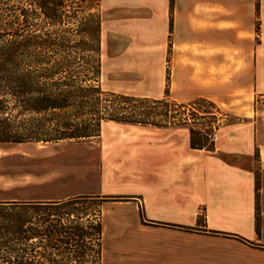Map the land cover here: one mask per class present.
<instances>
[{
    "label": "crops",
    "instance_id": "1",
    "mask_svg": "<svg viewBox=\"0 0 264 264\" xmlns=\"http://www.w3.org/2000/svg\"><path fill=\"white\" fill-rule=\"evenodd\" d=\"M99 3L104 91L162 99L167 88L177 104L208 101L240 120L221 127L209 151L190 148L187 128L114 122L93 140L43 144L54 159L47 170L65 173L53 183L85 172L95 181L54 194L36 187L27 201L128 197L102 205L103 264L106 236L111 264H264V127L255 115L264 96V0Z\"/></svg>",
    "mask_w": 264,
    "mask_h": 264
},
{
    "label": "trees",
    "instance_id": "2",
    "mask_svg": "<svg viewBox=\"0 0 264 264\" xmlns=\"http://www.w3.org/2000/svg\"><path fill=\"white\" fill-rule=\"evenodd\" d=\"M100 34L99 0H0V147L93 140L103 122H114L186 125L191 149L212 150L213 135L193 127L216 117L194 110L197 101L177 104L167 88L162 99L102 89ZM82 197L128 200L0 202V264H103L101 213L84 222L70 208ZM258 218L256 203L257 230Z\"/></svg>",
    "mask_w": 264,
    "mask_h": 264
},
{
    "label": "rangeland",
    "instance_id": "3",
    "mask_svg": "<svg viewBox=\"0 0 264 264\" xmlns=\"http://www.w3.org/2000/svg\"><path fill=\"white\" fill-rule=\"evenodd\" d=\"M256 107L257 112L255 115L259 122L263 123L264 127V96L258 98ZM194 110H198L201 113L208 112L209 115H215L217 121L211 118L208 120L197 119V123L195 122L196 124L193 127L195 131L201 132L202 134L207 133L210 136L213 135V133L215 134L221 127L240 120L239 116L234 115L233 112L226 108H219L216 105L213 107L208 103L200 101H197ZM252 115L253 113H251L250 110L247 111V116L251 117ZM177 128L190 129V127L186 125ZM114 131L119 135L135 134L134 130V132H132L130 127L125 126H117ZM42 145L43 143L38 145L34 143H25L22 145L14 144L0 147V195L6 199V201L0 202L30 200L35 197L36 187H38L37 189L39 191L45 190L54 194L58 192L59 189H85L94 184L95 180L93 175L87 172L69 177L60 183L62 186H59L57 181V183H53L51 181L53 178L60 177L65 173L47 170L48 167H53L54 159H52L51 154H47V148H43ZM32 183H34L35 186H32ZM102 205L103 203L99 199L82 197L79 198L75 204L71 205L70 208L86 222L97 220L99 213H102ZM108 244L106 236L105 247L107 254L104 259V264H111L112 262L109 256L110 252H108Z\"/></svg>",
    "mask_w": 264,
    "mask_h": 264
},
{
    "label": "built area",
    "instance_id": "4",
    "mask_svg": "<svg viewBox=\"0 0 264 264\" xmlns=\"http://www.w3.org/2000/svg\"><path fill=\"white\" fill-rule=\"evenodd\" d=\"M215 134H213V137H214Z\"/></svg>",
    "mask_w": 264,
    "mask_h": 264
}]
</instances>
